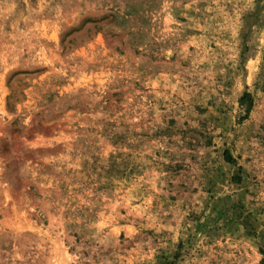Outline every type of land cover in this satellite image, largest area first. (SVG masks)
Returning <instances> with one entry per match:
<instances>
[{
	"label": "rangeland",
	"instance_id": "1",
	"mask_svg": "<svg viewBox=\"0 0 264 264\" xmlns=\"http://www.w3.org/2000/svg\"><path fill=\"white\" fill-rule=\"evenodd\" d=\"M0 264H264V0H0Z\"/></svg>",
	"mask_w": 264,
	"mask_h": 264
}]
</instances>
